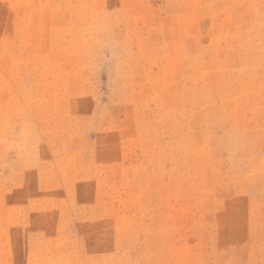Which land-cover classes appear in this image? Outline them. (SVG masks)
Masks as SVG:
<instances>
[{
  "label": "rangeland",
  "instance_id": "rangeland-1",
  "mask_svg": "<svg viewBox=\"0 0 264 264\" xmlns=\"http://www.w3.org/2000/svg\"><path fill=\"white\" fill-rule=\"evenodd\" d=\"M0 264H264V0H0Z\"/></svg>",
  "mask_w": 264,
  "mask_h": 264
}]
</instances>
